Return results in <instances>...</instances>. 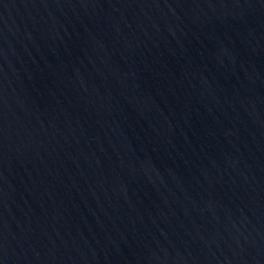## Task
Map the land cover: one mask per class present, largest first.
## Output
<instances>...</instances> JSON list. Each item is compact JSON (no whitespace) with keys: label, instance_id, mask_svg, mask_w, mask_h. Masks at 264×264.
<instances>
[{"label":"water","instance_id":"1","mask_svg":"<svg viewBox=\"0 0 264 264\" xmlns=\"http://www.w3.org/2000/svg\"><path fill=\"white\" fill-rule=\"evenodd\" d=\"M0 264H264V0H0Z\"/></svg>","mask_w":264,"mask_h":264}]
</instances>
